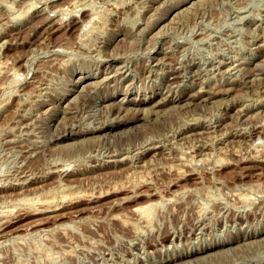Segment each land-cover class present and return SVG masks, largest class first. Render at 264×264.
<instances>
[{"label": "rangeland", "instance_id": "374dc122", "mask_svg": "<svg viewBox=\"0 0 264 264\" xmlns=\"http://www.w3.org/2000/svg\"><path fill=\"white\" fill-rule=\"evenodd\" d=\"M263 40L264 0H0V264H264Z\"/></svg>", "mask_w": 264, "mask_h": 264}, {"label": "bare ground", "instance_id": "6f19581e", "mask_svg": "<svg viewBox=\"0 0 264 264\" xmlns=\"http://www.w3.org/2000/svg\"><path fill=\"white\" fill-rule=\"evenodd\" d=\"M21 1V0H20ZM91 1V0H90ZM93 1V0H92ZM145 1V0H144ZM41 2V1H40ZM197 3V2H196ZM28 4V3H27ZM32 4V3H31ZM83 4V3H82ZM93 4V3H92ZM144 4V3H143ZM198 4V3H197ZM78 5V4H77ZM80 5V4H79ZM109 5V4H108ZM32 6V5H31ZM30 6V7H31ZM83 6V5H82ZM85 6V5H84ZM29 7V8H30ZM81 7V6H80ZM92 7V6H91ZM199 7V6H198ZM28 8V9H29ZM39 8V7H38ZM89 8V7H88ZM31 9V8H30ZM56 9V8H55ZM54 9V10H55ZM42 10V9H41ZM74 10V9H73ZM72 10V11H73ZM77 10V9H76ZM75 10V11H76ZM78 10H79V8H78ZM77 10V11H78ZM186 10H187V8H186ZM57 11V10H56ZM56 11H54V12H56ZM193 11V10H192ZM64 12V11H63ZM67 12V11H66ZM183 12V11H182ZM57 13V12H56ZM55 13V14H56ZM90 13V12H89ZM185 13V12H184ZM54 14V13H53ZM80 14V13H79ZM57 15V14H56ZM64 15H66V13L64 14ZM180 15V14H179ZM46 16V15H45ZM49 16V15H48ZM55 16V15H54ZM75 16V15H74ZM260 16V15H259ZM63 17V16H62ZM90 17H91V15H90ZM89 17V18H90ZM93 17V16H92ZM186 17V16H185ZM59 18V17H58ZM66 18H67V16H66ZM182 18V17H181ZM52 19V18H51ZM65 20V19H64ZM63 20V21H64ZM92 20V19H91ZM176 20V19H175ZM89 21V20H88ZM136 21V20H135ZM59 23V22H58ZM61 23V22H60ZM66 23V22H65ZM138 23V22H137ZM43 24V23H42ZM86 24V23H85ZM90 24V23H89ZM13 25V24H12ZM67 25V24H66ZM87 25V24H86ZM82 26V25H81ZM165 26V25H164ZM43 27V26H42ZM146 27V26H145ZM65 28V27H64ZM85 28V27H84ZM88 28V27H87ZM55 29H56V27H55ZM129 29V28H128ZM137 29V28H136ZM251 29V28H250ZM159 30H160V28H159ZM204 30V29H203ZM84 31V30H83ZM142 31V30H141ZM91 32V31H90ZM117 32V31H116ZM80 33V32H79ZM123 33V32H122ZM208 33V32H207ZM91 34V33H90ZM37 35V34H36ZM211 35V34H210ZM50 36V35H49ZM203 36V35H202ZM259 36V35H258ZM133 37V36H132ZM136 37V36H135ZM263 37V36H262ZM46 38V37H45ZM22 39V38H21ZM138 39V38H137ZM202 39V38H201ZM42 41V40H41ZM135 41V40H134ZM264 41V40H263ZM8 42V41H7ZM39 42V41H38ZM48 42V41H47ZM77 42V41H76ZM98 42V41H97ZM97 44V43H96ZM140 44V43H139ZM171 44V43H170ZM46 46V45H45ZM83 47H84V45H83ZM44 48V47H43ZM46 48V47H45ZM36 49V48H35ZM55 49V48H54ZM182 49V48H181ZM43 50H45V49H43ZM61 51V50H60ZM59 52V51H58ZM86 52V51H85ZM81 53V52H80ZM180 53V52H179ZM102 54H103V52H102ZM105 55V54H104ZM100 57V56H99ZM98 57V58H99ZM107 57V56H106ZM164 57V56H163ZM243 57V56H242ZM63 58V57H62ZM97 58V59H98ZM178 58H179V55H178ZM102 59V58H101ZM170 59V58H169ZM66 60V59H65ZM220 60V59H219ZM70 61H72V60H70ZM123 61V60H122ZM168 61V60H167ZM231 61V60H230ZM232 62V61H231ZM130 63V62H129ZM164 63H166V62H164ZM237 63V62H236ZM65 64V63H64ZM211 67V66H210ZM125 68V67H124ZM226 68H228V67H226ZM240 68V67H239ZM153 69H155V68H153ZM211 70H212V68H211ZM216 70V69H215ZM214 70V71H215ZM238 70V69H237ZM107 71V70H106ZM136 71V70H135ZM195 72V71H194ZM241 72V71H240ZM231 73V72H230ZM229 73V74H230ZM188 74V73H187ZM14 75V74H13ZM192 75V74H191ZM235 75V74H234ZM109 76V75H108ZM171 76V78L170 79H174L175 78V75L174 74H171L170 75ZM204 76V75H203ZM262 76V75H261ZM83 77V76H82ZM255 77H256V75H255ZM207 78V77H206ZM230 78V77H229ZM154 79V78H153ZM218 79V78H217ZM77 80H79V79H77ZM202 80V79H201ZM245 80V79H244ZM156 81V80H155ZM80 83V82H79ZM175 83V82H174ZM92 84V83H91ZM80 85V84H79ZM85 85H86V83H85ZM84 85V86H85ZM102 85V84H101ZM82 86V85H81ZM221 86V85H220ZM263 86V85H262ZM238 87V86H237ZM216 88V87H215ZM220 88V87H219ZM222 88V87H221ZM198 89V88H197ZM47 90V89H46ZM191 91V90H190ZM206 92V91H205ZM85 93V92H84ZM93 93V92H92ZM168 93V92H167ZM166 93V94H167ZM41 94V93H40ZM102 94V93H101ZM38 95H39V93H38ZM185 96H186V94H185ZM199 96H201V95H199ZM249 96V95H248ZM189 97H191V95L189 96ZM205 97V96H204ZM208 97V96H207ZM181 98H183V97H181ZM209 98V97H208ZM163 99V98H162ZM172 99V98H171ZM188 100V99H187ZM197 100V99H196ZM101 101V100H100ZM178 101V100H177ZM191 101V100H190ZM210 101V100H209ZM237 101V100H236ZM40 102V101H39ZM151 102V101H150ZM194 102V101H193ZM186 103H187V101H186ZM178 104V103H177ZM181 104H182V102H181ZM119 105H120V103H119ZM144 105V104H143ZM147 105V104H146ZM149 105V104H148ZM147 105V106H148ZM174 105V103L172 104V106ZM224 105V104H223ZM99 106V105H98ZM130 107H132L131 105H129ZM153 106V105H152ZM164 106V105H163ZM241 106V105H240ZM146 107V106H145ZM171 107V106H170ZM127 108V107H126ZM133 108H134V106H133ZM136 108V107H135ZM134 108V109H135ZM140 108H141V106H140ZM149 108L151 109L152 107H150V105H149ZM160 108V107H159ZM165 108V107H164ZM172 108V107H171ZM170 108V109H171ZM174 108V107H173ZM254 108V107H253ZM147 109H148V107H147ZM146 109V110H147ZM150 109H148V110H150ZM156 109H157V107H156ZM155 109V110H156ZM85 110V109H84ZM136 110V109H135ZM147 110V111H148ZM152 110V109H151ZM257 110V109H256ZM140 111H142V108H141V110ZM152 111H154V108H153V110ZM176 111V110H175ZM118 112V111H117ZM143 112H144V110H143ZM149 112V111H148ZM161 112H163V111H161ZM160 112V113H161ZM241 112V111H240ZM257 112V111H256ZM142 113V112H141ZM153 113H155V112H153ZM205 113V112H204ZM96 114V113H95ZM109 114V113H108ZM114 114V113H113ZM139 114V113H138ZM189 114V113H188ZM248 114V113H247ZM254 114V113H253ZM121 115V114H120ZM125 115V114H124ZM123 116V115H122ZM135 116V115H134ZM137 116V115H136ZM131 117V116H130ZM143 117V116H142ZM191 117V116H190ZM189 117V118H190ZM198 117V116H197ZM199 117H201V116H199ZM66 118V117H65ZM212 118V117H211ZM244 118V117H243ZM133 120H132V122L134 121V120H138V119H140V115H139V117H134V118H132ZM185 119V118H184ZM213 119V118H212ZM191 120V119H190ZM262 121V120H261ZM18 122H19V120H18ZM26 122V121H25ZM76 122V121H75ZM211 122V121H210ZM263 122H264V120H263ZM99 123V122H98ZM24 124V123H23ZM213 124V123H212ZM22 125V124H21ZM26 125V124H25ZM77 125V124H76ZM241 125V124H240ZM256 125V124H255ZM115 126V125H114ZM126 126V125H125ZM220 126V125H219ZM243 126V125H242ZM185 127V126H184ZM30 128V127H29ZM99 128H101V129H99ZM111 128H118V126H115V127H112V125H109V126H106V127H102V126H100V127H98V128H95V129H99V130H109L110 131V129ZM254 128V127H253ZM25 129V128H24ZM119 129V128H118ZM77 130V129H76ZM117 130V129H116ZM115 130V131H116ZM190 130H193L192 128L190 129ZM225 130V129H224ZM264 130V129H263ZM23 131V130H22ZM108 131V132H109ZM172 131V130H171ZM175 131V130H174ZM201 131V130H200ZM112 132V131H111ZM169 133V132H168ZM251 135V134H250ZM243 136V135H242ZM257 136V135H256ZM255 136V137H256ZM221 137V136H220ZM250 137V136H249ZM258 137V136H257ZM256 137V138H257ZM260 137V136H259ZM152 138V137H151ZM174 138V137H173ZM178 138V137H177ZM13 139V138H12ZM11 140V139H10ZM182 140V139H181ZM197 140V139H196ZM204 140H205V138H204ZM261 140V139H260ZM213 141V140H212ZM262 141V140H261ZM171 142V141H170ZM211 142V141H210ZM220 142V141H219ZM243 142V141H242ZM145 143V142H144ZM196 143H197V141H196ZM260 143V142H259ZM148 144V143H147ZM146 144V145H147ZM155 144V143H154ZM212 144V143H211ZM233 144V143H232ZM243 144V143H242ZM254 144V146H255V143H253ZM14 145V144H13ZM140 145V144H139ZM210 145V144H209ZM244 145V144H243ZM251 145V144H250ZM7 146V145H6ZM232 146V145H231ZM263 146V145H262ZM167 147V146H166ZM190 147H191V145H190ZM222 147V146H221ZM225 147H227V146H225ZM236 147V146H235ZM238 147V146H237ZM192 148V147H191ZM252 148V147H251ZM255 148H257V147H255ZM6 149V148H5ZM249 149V148H248ZM263 149V148H262ZM125 150V149H124ZM139 150V149H138ZM182 150V149H181ZM194 150V149H193ZM220 150V149H219ZM223 150H224V147H223ZM229 150V149H228ZM241 150V149H240ZM260 151H261V147H260V149H259ZM11 151V150H10ZM9 151V152H10ZM27 151V150H26ZM34 151V150H33ZM94 151H96V150H94ZM108 151V150H107ZM111 151V150H110ZM205 151H206V149H205ZM209 151V150H208ZM225 151H226V149H225ZM239 151V150H238ZM248 151V150H247ZM246 151V152H247ZM255 151V150H254ZM32 152V151H31ZM213 152V151H212ZM14 153V152H13ZM29 153V152H28ZM110 153V152H109ZM237 153H239V152H237ZM236 153V154H237ZM211 154V153H210ZM219 155L221 154V153H218ZM223 154V153H222ZM230 154V153H229ZM255 154V153H254ZM258 154H260V152L258 153ZM258 154H256V155H258ZM35 155V154H34ZM108 155V154H107ZM124 155V154H123ZM134 155V154H133ZM217 155V154H216ZM264 155V154H263ZM29 156V155H28ZM112 156H113V154H112ZM179 156V155H178ZM211 156V155H210ZM223 156V155H222ZM227 156V155H226ZM252 156V155H251ZM193 157V156H192ZM218 157V156H217ZM225 158V157H224ZM120 159V158H119ZM174 159V158H173ZM214 159H215V157H214ZM222 159V158H221ZM220 159V160H221ZM192 160V159H191ZM197 160V159H196ZM212 159H210L209 161H211ZM216 160V159H215ZM225 160V159H224ZM223 160V161H224ZM182 161V160H181ZM186 161V160H185ZM193 161V160H192ZM197 161H199V160H197ZM207 161H208V159H207ZM193 162H195V161H193ZM213 162V161H212ZM222 162V161H221ZM259 162V161H258ZM97 163V162H96ZM205 163V162H204ZM203 163V164H204ZM198 164V163H197ZM262 164V163H261ZM182 165H184V164H182ZM171 166V165H170ZM194 166V165H193ZM197 166V165H196ZM211 166H213V165H211ZM175 167V166H174ZM179 167V166H178ZM181 167V166H180ZM16 168V167H15ZM177 168V167H176ZM220 168V167H219ZM172 169H173V166H172ZM18 170V169H17ZM24 171V170H23ZM59 171V170H58ZM194 171V170H193ZM261 171V170H260ZM15 173V172H14ZM12 174H13V171H12ZM9 175V174H8ZM21 175V174H20ZM17 176V175H16ZM197 176V175H196ZM3 177V176H2ZM4 177H6V176H4ZM24 177V176H23ZM251 177V176H250ZM27 178V177H26ZM202 179H203V177H202ZM21 180V179H20ZM24 180V179H23ZM263 180H264V178H263ZM3 181H5V180H3ZM202 181V180H201ZM12 182V181H11ZM258 182V181H257ZM260 182H261V180H260ZM264 182V181H263ZM3 183V182H2ZM8 183H9V181H8ZM7 183V184H8ZM139 183L140 182H138V185H139ZM247 183V182H246ZM262 183V182H261ZM18 184V183H17ZM142 184V183H141ZM241 184V183H240ZM255 184V183H254ZM2 185V184H1ZM16 185V184H15ZM22 185V184H21ZM248 185H249V183H248ZM251 185V184H250ZM262 185V184H261ZM264 185V184H263ZM121 186H123V185H121ZM240 187V186H239ZM244 187V186H243ZM246 187V186H245ZM5 188V187H4ZM3 188V189H4ZM253 188V187H252ZM257 188V187H256ZM2 189V190H3ZM123 189V188H122ZM254 189H255V187H254ZM254 189H252L253 191H255ZM124 190V189H123ZM257 190V189H256ZM263 191H264V189H263ZM70 192V191H69ZM80 192V191H79ZM236 192V191H235ZM25 193V192H24ZM23 193V194H24ZM145 193V192H144ZM240 193V192H239ZM242 193V192H241ZM257 193V192H256ZM260 193V192H259ZM12 194V193H11ZM22 194V195H23ZM28 194V193H27ZM47 194V193H46ZM55 194V193H54ZM64 194V193H63ZM138 194V193H137ZM146 195H148L149 196V198H150V196L152 195L151 193H149V192H147V193H145ZM236 194V193H235ZM238 194V193H237ZM248 194V193H247ZM247 194H245V192H244V195H247ZM14 195V194H13ZM21 195V194H20ZM42 195V194H41ZM50 195V194H49ZM80 195V194H79ZM30 196V195H29ZM44 196V195H43ZM236 196H238V195H236ZM243 196V195H242ZM249 196V195H248ZM20 197V196H19ZM22 197V196H21ZM20 197V198H21ZM27 197V196H26ZM66 197H69V196H66ZM241 197V196H240ZM239 197V198H240ZM245 197V196H244ZM250 197V196H249ZM249 197H247V198H249ZM36 198V197H35ZM43 198V197H42ZM46 198V197H45ZM51 198V197H50ZM129 198V197H128ZM149 198H147V199H149ZM155 197H153V199H154ZM168 198V197H167ZM22 199V198H21ZM20 199V200H21ZM25 199V198H24ZM32 199V198H31ZM61 199V198H60ZM127 199V198H126ZM152 198L151 199H149V200H147L144 204H142V205H139V206H134L135 208H134V210L133 211H135V212H137L138 214H140V215H143V216H145V217H147V215L151 212V208H152V206H154L155 204H154V201H152L153 200ZM245 199V198H244ZM7 200V199H6ZM10 200V199H9ZM13 200V199H12ZM28 200V199H27ZM36 200V199H35ZM246 200V199H245ZM253 200V199H252ZM43 201L45 202V200L43 199ZM48 201V200H47ZM54 201V200H53ZM262 201V200H261ZM29 202H31V201H29ZM44 202H40L42 205L44 204ZM157 202V201H156ZM33 203H34V201H33ZM36 203V202H35ZM40 203H39V205H40ZM46 204H48V207L50 206V201L49 202H45ZM56 203H58V201L56 202ZM25 204V203H24ZM51 204H53V203H51ZM55 204V203H54ZM139 204H140V202H139ZM263 204V203H262ZM33 205V204H32ZM38 205V204H37ZM138 205V204H137ZM3 206V205H2ZM26 206H27V204H26ZM56 206V205H55ZM12 207V206H11ZM32 207H34V206H32ZM50 207H52V206H50ZM49 207V208H50ZM0 208H2V207H0ZM14 208V207H13ZM12 208V209H13ZM18 208V207H17ZM31 208V207H30ZM46 208H47V206H46ZM133 208V207H132ZM5 209V208H4ZM9 209H11V208H9ZM16 209V208H15ZM22 209V208H21ZM29 209V208H28ZM39 209V208H38ZM59 209H60V207H59ZM129 209V208H128ZM14 210V209H13ZM12 210V211H13ZM47 210V209H46ZM221 210V209H220ZM228 210V209H227ZM5 211V210H4ZM39 211V210H38ZM43 211V210H42ZM222 211V210H221ZM17 212V211H16ZM21 212V211H20ZM198 212V211H197ZM200 212V211H199ZM214 212V211H213ZM236 212V211H235ZM262 212V211H261ZM2 212H0V214H1ZM8 213V212H7ZM15 213V212H14ZM14 213H12V216H13V214ZM35 213V212H34ZM203 213V212H202ZM221 213V212H220ZM4 214V213H3ZM2 214V215H3ZM10 214V213H9ZM115 214V213H114ZM132 214V213H131ZM130 214V215H131ZM62 215V214H61ZM138 216V217H141V216ZM150 215V217H151V214H149ZM219 215V214H218ZM234 215V214H233ZM261 215V214H260ZM5 216V215H4ZM3 216V217H4ZM10 216H11V214H10ZM9 216V217H10ZM122 216H123V214H122ZM125 216H128V214L127 215H125V212H124V217ZM222 216H224V215H222ZM6 217H8V216H6ZM56 217H58V216H56ZM115 217V216H114ZM118 217V216H117ZM137 217V218H138ZM116 218V217H115ZM123 218V217H122ZM197 218V217H196ZM143 219H144V217H143ZM151 219V218H150ZM198 219V218H197ZM207 219V218H206ZM224 219V218H223ZM246 219V218H245ZM1 220V219H0ZM126 220V219H125ZM137 220V219H136ZM146 220V219H145ZM152 220V219H151ZM128 221H131V220H128ZM141 221V220H140ZM258 221V220H257ZM1 222V221H0ZM124 222V221H123ZM122 222V223H123ZM126 222V221H125ZM133 222V221H132ZM134 222H136V221H134ZM133 222V223H134ZM144 222V221H143ZM147 222V221H146ZM149 222V221H148ZM199 222V221H198ZM239 222V221H238ZM131 223V222H130ZM130 223H128V224H130ZM137 223H139V222H137ZM223 223V222H222ZM243 223V222H242ZM1 224V223H0ZM141 224H143V223H141ZM140 224V225H141ZM122 225V224H121ZM251 225V224H250ZM70 226V225H69ZM124 226V225H123ZM143 226V225H142ZM122 227V226H121ZM141 227V226H140ZM147 227H148V225H147ZM44 228V227H43ZM65 228V227H64ZM135 228V227H134ZM208 228V227H207ZM36 229V228H35ZM137 229V228H136ZM155 228H153V230H154ZM37 230V229H36ZM135 230V229H134ZM152 230V229H151ZM171 230V229H170ZM205 230H206V228H205ZM3 231H5V230H3ZM32 231V230H31ZM123 231V230H122ZM136 231V230H135ZM183 231V230H182ZM5 232H7V231H5ZM4 232V233H5ZM10 232V231H9ZM25 232V231H24ZM24 232H23V234H24ZM133 232V231H132ZM241 232V231H240ZM29 233V232H28ZM36 233V232H35ZM38 233V232H37ZM137 233V232H136ZM170 233V232H169ZM255 233V232H254ZM32 234V233H31ZM139 234V233H138ZM141 234V233H140ZM253 234V233H252ZM252 234H247L246 235V237H248V238H250L249 236H252ZM259 234V233H258ZM6 235V234H5ZM1 236V235H0ZM21 236H22V234H21ZM28 236H30V234H28ZM167 236V238L169 237L170 238V236L171 235H169V234H167L166 235ZM41 237V236H40ZM43 237V236H42ZM41 237V238H42ZM45 237V236H44ZM122 237V236H121ZM132 237V236H131ZM246 237H244V238H246ZM254 237V236H253ZM262 237V236H261ZM0 238H2V237H0ZM21 238V237H20ZM26 238V237H25ZM24 238V239H25ZM39 238V237H38ZM47 238V237H46ZM46 238H44V239H46ZM260 238V237H259ZM19 239V238H18ZM258 239V238H257ZM15 240V239H14ZM13 240V241H14ZM47 240V239H46ZM118 240V239H117ZM123 240V239H122ZM138 240V239H137ZM241 240V239H240ZM244 240V239H243ZM249 240V239H248ZM251 240V239H250ZM19 241V240H18ZM17 241V242H18ZM44 241V240H43ZM16 242V241H15ZM16 242V243H17ZM24 242H25V240H24ZM23 242V243H24ZM57 242V241H56ZM58 242H60V241H58ZM69 242V241H68ZM178 242V241H177ZM8 243V242H7ZM21 243H22V240H21ZM64 243V242H63ZM77 243V242H76ZM162 243V242H161ZM3 244V243H2ZM78 244V243H77ZM118 243L116 242V245H117ZM132 244V243H131ZM208 244V243H207ZM214 244V243H213ZM219 244V243H218ZM217 245V244H216ZM236 245V244H235ZM65 246V245H64ZM140 246V245H139ZM185 246V245H184ZM2 247V246H1ZM76 247V246H75ZM115 247V246H114ZM142 247V246H141ZM232 247V246H231ZM51 248V247H50ZM105 248V247H104ZM112 248V247H111ZM160 248H162V247H160ZM186 248V247H185ZM65 249V248H64ZM102 249V248H101ZM116 249V248H115ZM132 249V248H131ZM201 249V251H200V253L201 252H205V250L207 249V248H200ZM2 250V249H1ZM62 250H63V248H62ZM77 250V249H76ZM94 250H95V248H94ZM97 250V249H96ZM113 250V249H112ZM119 250V249H118ZM154 250V249H153ZM196 250V249H195ZM220 250V249H219ZM65 251V250H64ZM119 251H121V249L119 250ZM157 251V250H156ZM181 251V250H180ZM185 251H187V253H185L186 255L185 256H187V257H190V256H193L195 253L191 250V251H189L188 252V250H185ZM217 251V250H216ZM1 252V251H0ZM44 252H45V250H44ZM48 252H50V251H48ZM56 252V251H55ZM71 252V251H70ZM95 252V251H94ZM105 252V251H104ZM136 252V251H135ZM139 252V251H138ZM214 252V251H213ZM51 253V252H50ZM53 253V252H52ZM57 253V252H56ZM65 253V252H64ZM76 253V252H75ZM183 253V252H182ZM206 253H208V252H206ZM1 254V253H0ZM177 254V253H176ZM46 255H48L47 253H46ZM67 255V254H66ZM118 255V254H117ZM140 255V254H139ZM179 255V254H178ZM203 255H204V253H203ZM1 256V255H0ZM4 256V255H3ZM41 256V255H40ZM52 256V255H51ZM56 256H57V254H56ZM166 256V255H165ZM200 256V255H199ZM5 257H6V255H5ZM49 257V256H48ZM58 257V256H57ZM63 257V256H62ZM186 257V258H187ZM51 258H53V257H51ZM59 258V257H58ZM95 258H96V255H95ZM179 258V257H178ZM10 259V258H9ZM43 259V258H42ZM54 259V258H53ZM61 259V258H60ZM161 259V258H160ZM163 259V258H162ZM165 259H166V257H165ZM169 259V258H168ZM33 260H37V258L36 259H33ZM48 260V259H47ZM49 260H50V258H49ZM52 260V259H51ZM186 260V259H185ZM3 261V260H2ZM4 261H6V260H4ZM158 261H160V260H158ZM168 261H170V260H168ZM171 261H175V259L174 260H171ZM180 261V260H179ZM181 261H183V260H181ZM186 261H188V260H186ZM190 261H191V259H190ZM21 262H23V261H21ZM36 262V261H35ZM161 262L163 263L164 261H162L161 260ZM178 262V261H177ZM203 262H204V260H203ZM3 263V262H2ZM16 263V262H15ZM54 263V262H53ZM100 263V262H99ZM161 263V264H162ZM176 263V262H175ZM181 263V262H180ZM185 263V262H184ZM9 264V263H8ZM91 264V263H90ZM143 264H145V263H143ZM172 264V263H171ZM183 264V263H182ZM190 264V263H189Z\"/></svg>", "mask_w": 264, "mask_h": 264}]
</instances>
